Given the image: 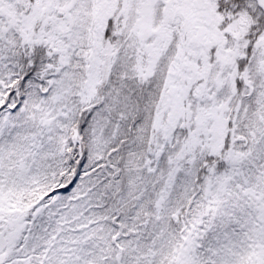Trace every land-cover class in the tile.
<instances>
[{
  "label": "snow or ice",
  "instance_id": "6c2138e0",
  "mask_svg": "<svg viewBox=\"0 0 264 264\" xmlns=\"http://www.w3.org/2000/svg\"><path fill=\"white\" fill-rule=\"evenodd\" d=\"M0 264H264V0H0Z\"/></svg>",
  "mask_w": 264,
  "mask_h": 264
}]
</instances>
